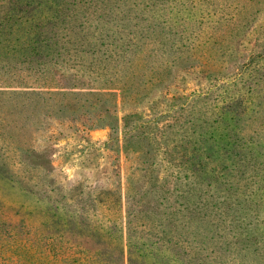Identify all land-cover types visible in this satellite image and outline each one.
Masks as SVG:
<instances>
[{"label": "rangeland", "instance_id": "1", "mask_svg": "<svg viewBox=\"0 0 264 264\" xmlns=\"http://www.w3.org/2000/svg\"><path fill=\"white\" fill-rule=\"evenodd\" d=\"M90 4V13L102 8L106 15L100 26L106 47L131 46L136 51L118 76L127 75L123 93H135V100L121 104L118 99L115 104L106 93L120 94L122 84L111 82L104 72L89 71L87 63L64 74L46 65L48 79L37 80L28 72L17 74L22 79L12 78L17 65L1 61L0 210L34 226L51 215L65 237L117 242L126 238V196L131 194L134 204L141 199V208L156 224L153 238L166 244L174 238L167 234L166 170L144 179L142 162L167 160L172 140L185 129L188 135L198 131L201 120L195 117L202 106L196 101L202 99L196 94L208 93L211 102L245 84L243 91L261 105L262 114L252 128L264 144V59L254 57L264 52V0ZM140 34L144 38L139 39ZM133 36L137 45L128 42ZM241 68L243 77L235 86L230 81ZM152 77L158 81L147 85ZM124 118L135 126L127 135ZM196 219L198 215L184 227L182 237H175L183 243L185 264H201L211 252L219 264H264L261 237H214L212 229Z\"/></svg>", "mask_w": 264, "mask_h": 264}, {"label": "trees", "instance_id": "2", "mask_svg": "<svg viewBox=\"0 0 264 264\" xmlns=\"http://www.w3.org/2000/svg\"><path fill=\"white\" fill-rule=\"evenodd\" d=\"M90 3L91 0H0V62L17 65V71L11 73L14 79L28 72L37 80L48 79L46 65L64 74L69 68L87 63L89 71L104 72L112 77L111 82L122 84L120 94L106 93L115 104L118 99L121 104H132L135 93L130 97L123 93L126 84L122 80L127 75L118 76L136 51L131 46L106 47V36L100 28L106 15L101 13L102 8L90 13ZM136 41L133 36L128 42L137 45ZM254 57L264 59V52ZM243 68L230 83L238 86ZM148 81L147 85H151L158 77ZM245 86L211 98V102L208 93H197L196 97L202 99L196 101L202 106L195 117L201 120L198 131L188 135L185 129L181 137L172 140L166 150L167 160L142 162L144 179L153 171L166 170L170 219L167 234L174 237L166 244L153 238L157 237V226L148 210L141 208V199L135 205L128 194L126 238L117 242L109 238L65 237L51 215L43 216L34 226L25 224L23 217L0 210V264H185L183 243L175 237L183 236L184 227L194 221L195 215L197 222L212 229L214 237L264 240V144L252 128L262 109L254 103L255 96L243 91ZM123 121V133L127 135L135 126L130 119ZM166 124L170 127L169 122ZM207 228L204 232L208 234ZM30 230L32 235H25ZM217 258L211 252L201 264H219ZM231 259L237 262L235 257Z\"/></svg>", "mask_w": 264, "mask_h": 264}]
</instances>
